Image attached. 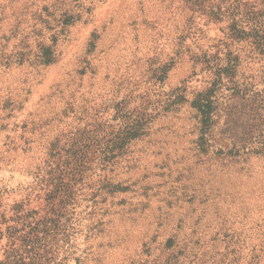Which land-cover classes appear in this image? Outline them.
Listing matches in <instances>:
<instances>
[{
	"label": "rangeland",
	"instance_id": "obj_1",
	"mask_svg": "<svg viewBox=\"0 0 264 264\" xmlns=\"http://www.w3.org/2000/svg\"><path fill=\"white\" fill-rule=\"evenodd\" d=\"M0 212V264H264V0H0Z\"/></svg>",
	"mask_w": 264,
	"mask_h": 264
},
{
	"label": "trees",
	"instance_id": "obj_2",
	"mask_svg": "<svg viewBox=\"0 0 264 264\" xmlns=\"http://www.w3.org/2000/svg\"><path fill=\"white\" fill-rule=\"evenodd\" d=\"M23 205H22V202H20V203H18V204H16L15 206H14V208H13V216L11 217V218H17V217H19L18 215H19V212L21 211V207H22ZM2 210V209H1ZM4 217H6V216H4V214H2L1 212H0V240L2 239V237H3V231H2V229H1V227L3 228V226L6 224L5 223V218ZM42 221V224L41 225H43L44 224V219L43 220H41ZM15 223H19V222H17L16 220L14 221ZM36 225H40V223H38V224H36ZM25 226V225H24ZM23 226V227H24ZM14 229L15 228H13V227H9V230L11 231V233L12 234H14ZM26 229H29L30 231L28 232V233H26V235H25V237H26V239H28V240H31L30 239V237L31 236H33L35 233H36V231H37V229H35V227H30V225L28 224V226L25 228V230ZM9 237L10 236H12V235H8ZM21 240H23V239H21ZM24 242V241H23ZM25 243V242H24ZM37 243H41V240H38L37 241ZM33 245H36V244H33ZM26 254H31L30 252H25Z\"/></svg>",
	"mask_w": 264,
	"mask_h": 264
}]
</instances>
